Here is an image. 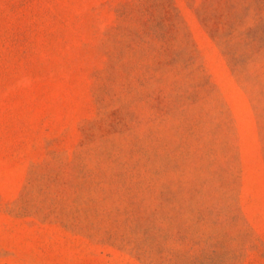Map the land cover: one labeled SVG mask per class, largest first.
Listing matches in <instances>:
<instances>
[{
	"label": "rangeland",
	"instance_id": "1",
	"mask_svg": "<svg viewBox=\"0 0 264 264\" xmlns=\"http://www.w3.org/2000/svg\"><path fill=\"white\" fill-rule=\"evenodd\" d=\"M0 264H264V0H0Z\"/></svg>",
	"mask_w": 264,
	"mask_h": 264
}]
</instances>
